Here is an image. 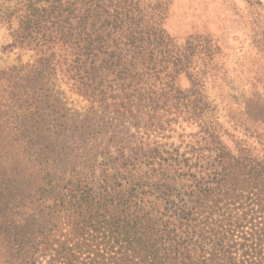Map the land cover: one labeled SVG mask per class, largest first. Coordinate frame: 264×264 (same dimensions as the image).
<instances>
[{"label":"trees","instance_id":"16d2710c","mask_svg":"<svg viewBox=\"0 0 264 264\" xmlns=\"http://www.w3.org/2000/svg\"><path fill=\"white\" fill-rule=\"evenodd\" d=\"M168 7L0 8L8 48L32 54L0 70V264H264L263 95L232 134L202 90L217 42L172 38Z\"/></svg>","mask_w":264,"mask_h":264},{"label":"rangeland","instance_id":"374dc122","mask_svg":"<svg viewBox=\"0 0 264 264\" xmlns=\"http://www.w3.org/2000/svg\"><path fill=\"white\" fill-rule=\"evenodd\" d=\"M5 2L0 0V8L5 7ZM164 27L178 41L198 34L217 42L220 51L214 60L215 78L205 83L203 94L215 109L214 116L227 128L242 124L245 98L255 92L264 98V0H169ZM10 42L1 16L0 70L24 64L32 55L10 50ZM179 84L187 86L184 80ZM55 85L67 108L80 113L88 108L69 85L59 80ZM193 131L185 128V133ZM181 133L178 130L169 142L178 144ZM231 133L244 138L240 129H231Z\"/></svg>","mask_w":264,"mask_h":264}]
</instances>
